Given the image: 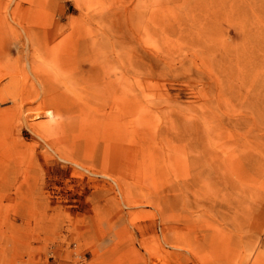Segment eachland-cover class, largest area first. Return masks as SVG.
<instances>
[{
	"label": "rangeland",
	"instance_id": "1",
	"mask_svg": "<svg viewBox=\"0 0 264 264\" xmlns=\"http://www.w3.org/2000/svg\"><path fill=\"white\" fill-rule=\"evenodd\" d=\"M0 264H264V0H0Z\"/></svg>",
	"mask_w": 264,
	"mask_h": 264
}]
</instances>
